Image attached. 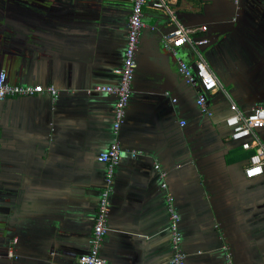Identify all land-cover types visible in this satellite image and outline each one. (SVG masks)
Segmentation results:
<instances>
[{
  "label": "crops",
  "instance_id": "crops-1",
  "mask_svg": "<svg viewBox=\"0 0 264 264\" xmlns=\"http://www.w3.org/2000/svg\"><path fill=\"white\" fill-rule=\"evenodd\" d=\"M150 2L136 51L140 68L118 131L123 148L140 153H122L115 169L104 264H171L168 194L180 216L186 264H264V166L259 176L245 177L253 148L231 140L225 123L232 102L241 111L264 106V61L236 53L240 11L232 0H166L181 18L157 25L161 10ZM131 3L0 0L7 81L57 89L56 96L0 102V264H79L88 250L104 180L97 155L113 138L115 96L87 90L117 83ZM174 26L208 38L176 49L185 62L203 59L215 75L213 66L220 71L223 84L207 94L206 112L196 104L199 88L185 82L177 56L163 45ZM156 42L170 55L158 58L167 68L157 77ZM257 134L264 144V127ZM155 164L166 171V188Z\"/></svg>",
  "mask_w": 264,
  "mask_h": 264
},
{
  "label": "built area",
  "instance_id": "built-area-1",
  "mask_svg": "<svg viewBox=\"0 0 264 264\" xmlns=\"http://www.w3.org/2000/svg\"><path fill=\"white\" fill-rule=\"evenodd\" d=\"M149 0H132L130 12L127 18L126 44L123 52L121 65L115 69L118 74L116 84H97L87 92L92 91L106 92L115 96L113 108L112 130L113 138L110 144L97 155V160L104 164V180L98 200L95 220L93 223L92 233L88 239V250L78 256L79 264H104L105 259L100 253L103 238L108 230V214H109V198L113 190V179L115 169L120 161L122 153L128 151L132 156L140 153L134 149H124L118 139V131L125 120L126 107L131 94L132 80L136 69V51L138 48L140 36L145 26L143 21V9ZM237 6L239 0H232ZM150 5L157 9L168 11L166 0H151ZM169 12V11H168ZM201 30L206 29V25L200 27ZM190 30L177 26L170 30L163 37L164 47L177 56L178 71L184 78L185 82L199 88L196 97V104L202 112H206L207 94L218 87V81L203 59H198L190 64L181 59L177 54V48L186 41L194 44H203L208 41L207 37L200 38L187 37ZM48 92L51 96L57 95V89L50 86H42L41 84H10L7 81V73L0 70V102L10 96H28L34 93ZM173 101L176 99L173 98ZM231 113L225 118V123L230 127L229 138L238 141L243 149L249 150L253 148V152L247 158V164L244 168V175L247 178L259 176L263 172L264 166V144L257 134V130L264 127V106L262 104H254L249 110L241 111L237 105L232 102L230 104ZM1 124V117H0ZM181 125L185 124L184 120L180 121ZM155 168L159 171V177L162 179L161 186L166 188L163 180L166 171L160 168L159 164H155ZM167 210L169 216L168 231L170 234V246L172 255L171 264H186V253L182 244V232L179 226L180 216L176 211L173 203V196H166ZM17 240L14 239L13 243ZM7 254L14 256V250L9 248Z\"/></svg>",
  "mask_w": 264,
  "mask_h": 264
},
{
  "label": "flooded vegetation",
  "instance_id": "flooded-vegetation-1",
  "mask_svg": "<svg viewBox=\"0 0 264 264\" xmlns=\"http://www.w3.org/2000/svg\"><path fill=\"white\" fill-rule=\"evenodd\" d=\"M233 7L240 11L234 20L238 23V41L241 42L235 46L236 53L249 55L251 52L264 61V0H239L236 7L232 3ZM259 80L264 86V77Z\"/></svg>",
  "mask_w": 264,
  "mask_h": 264
},
{
  "label": "water",
  "instance_id": "water-1",
  "mask_svg": "<svg viewBox=\"0 0 264 264\" xmlns=\"http://www.w3.org/2000/svg\"><path fill=\"white\" fill-rule=\"evenodd\" d=\"M168 6H169V4H168ZM172 15H175V18H176V20H179L181 17H180V15L177 13V12H175V13H170V12H168V11H164V10H162L161 9V11L158 13V15H157V19H156V25H157V22L158 23H164V22H166L167 20H169V19H171V17H172ZM152 28H155V26H151ZM174 27H177V26H174ZM143 36V31H142V33H141V36H140V40H141V37ZM208 39V38H207ZM140 40H139V43H140ZM208 42V41H207ZM206 42V43H207ZM204 44V43H203ZM155 49H154V57H153V59H152V61H153V67H152V72H153V74L157 77V76H159V73L160 72H162V71H164V70H166V68H167V64H165L164 62H162L161 60H159L158 58H161L162 60H167L168 59V57L170 56V55H166V54H164L162 51H161V49H160V46L158 45V43L156 42V45H155V47H154ZM140 61V60H139ZM136 63H137V65H136V69H139L140 68V66L138 67V62H137V59H136ZM135 69V70H136ZM216 76V78L218 79L217 81H219V83H222L221 82V79L217 76V75H215ZM223 84V83H222ZM254 104H256V103H254ZM253 104V105H254Z\"/></svg>",
  "mask_w": 264,
  "mask_h": 264
},
{
  "label": "rangeland",
  "instance_id": "rangeland-1",
  "mask_svg": "<svg viewBox=\"0 0 264 264\" xmlns=\"http://www.w3.org/2000/svg\"><path fill=\"white\" fill-rule=\"evenodd\" d=\"M213 70H214V72L217 74V76L220 78V79H222L221 77V74H220V71L218 70V68H216V66H213Z\"/></svg>",
  "mask_w": 264,
  "mask_h": 264
}]
</instances>
